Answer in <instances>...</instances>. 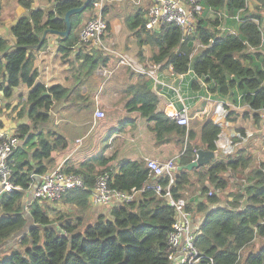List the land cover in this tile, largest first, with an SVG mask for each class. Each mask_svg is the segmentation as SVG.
Masks as SVG:
<instances>
[{
  "label": "trees",
  "instance_id": "trees-1",
  "mask_svg": "<svg viewBox=\"0 0 264 264\" xmlns=\"http://www.w3.org/2000/svg\"><path fill=\"white\" fill-rule=\"evenodd\" d=\"M258 1L264 7V0ZM21 2L30 7V0ZM83 2L57 0L48 12L31 10L11 28L16 38L13 48L9 49L7 39L0 36V111L4 99H10L14 89L25 84L30 88L27 111L33 124L23 123L16 129L20 138L26 141L13 156L12 181L19 188L5 193L0 202V264H173L168 236L175 223L176 212L153 189L145 190L133 202L118 203L106 212H100L93 222L87 223L82 216L62 215L52 219L40 200L27 202V193L36 184V177L47 173L48 166L44 161L53 162V150L68 146L64 136L38 131L39 124L49 119L47 113L54 102L67 97L69 90L60 84L46 86L37 82L38 73L30 50L45 46L47 38L41 47H37L45 29L64 30L65 13ZM247 2L202 0L203 7L216 15L213 25L220 26L224 21L225 28L222 32L217 27L211 29L208 21L201 17L194 33L185 40L180 27L174 24L155 32L146 29L142 12L128 17L127 23L132 30L138 31V35L145 33L143 43L154 46V63L172 66L174 74L183 75L193 93L230 97L234 102L240 98L249 107L247 114L252 113L253 120L258 123L260 112L264 110V16L249 13ZM87 9L92 10V4ZM87 9L71 17L72 32L59 46L65 57L78 43L76 30ZM104 9L105 14L106 7ZM230 27L235 30H230ZM198 44L202 49L195 54ZM102 52L95 50L93 54H83L80 49L75 60L83 58L84 64H89V73H93L103 62ZM144 84L145 90L141 89L138 97L140 109L149 121L155 123L158 136L166 131L176 132L184 138L180 165L195 160L199 148L215 152L219 149L223 132L220 124L205 120L197 135L193 128L181 126L173 117L156 112L159 99L149 89L152 80L148 79ZM138 87L142 88L141 85L130 88ZM180 91L185 94L183 88ZM172 93L175 96L176 92ZM134 104V101L130 103ZM179 107L182 109L181 105ZM33 147L36 150L29 159L28 150ZM247 165L244 157L229 156L219 157L192 170L177 171L172 187L174 195L184 198L188 187H194V194L199 191L201 200L195 206L190 201L187 208L205 216L195 239L202 255L196 264H264V245L256 252H249L243 260L241 257V251L258 236L264 238V224L260 223L264 219V162L259 169L251 171L250 184L245 188L246 203L242 202V206L238 203L244 196L238 197L239 200L233 204L222 206L216 193L209 194L211 186L216 189L228 186L224 177L227 171ZM119 168L115 172L108 167L98 174L92 170L66 168V172L81 175L87 188L68 190L62 201L87 212L91 209V188L97 176L105 172L112 176L110 186L121 191L147 187L149 181H155L149 177V169L143 159L123 160ZM193 177L196 180L193 181ZM166 179L160 178L156 183L166 184ZM27 213L31 217L30 223ZM15 236L16 244L8 247ZM6 252H10L9 256L2 258Z\"/></svg>",
  "mask_w": 264,
  "mask_h": 264
},
{
  "label": "crops",
  "instance_id": "crops-1",
  "mask_svg": "<svg viewBox=\"0 0 264 264\" xmlns=\"http://www.w3.org/2000/svg\"><path fill=\"white\" fill-rule=\"evenodd\" d=\"M56 1L30 0V7H27L21 0H0V36L7 39L8 48H13L16 42L11 28L21 17L29 15L34 9L50 11L54 8ZM150 4L151 0H106V12L104 14L103 11V15L109 29L103 40L107 47L105 51L92 44L77 45L71 54L65 57V52L59 48L61 42L57 41V35L51 33L47 35L44 47L30 50L34 68L38 73L37 82L46 86L60 84L69 90L67 97L54 102L52 109L47 113L49 119L39 124V133L45 132L48 135L51 131L56 135L64 136L68 141L66 148L53 150V162L44 161V164L48 166L47 173L52 172L51 169L53 171L58 168L65 170L72 167L76 170H92L95 174L108 167L117 172L120 169L119 163L126 159L146 160L148 157L167 161L180 155L181 160L184 138L176 132L166 131L162 136H158L154 129L155 123L149 121L140 109L139 93L141 89L145 90L144 82L148 79L152 80L149 89L156 93L159 99L156 112H163L170 117L172 113L180 109L179 105H181V108L187 109L190 117V125L187 128H193L197 135L200 134L202 123L205 120H213L221 125L223 132L219 141V149L216 151L217 158L242 156L247 160H253L252 165H256L253 153H257V160L264 159V146H262L264 110L260 112V121L255 123L252 113L247 114L250 112L249 107L243 104L240 98L234 102L230 97H216L211 93L209 95L200 92L193 93L187 80H183V75H175L169 67L154 63L152 60L155 53L154 46L143 43L145 33L141 32V36L138 35V31L132 30L127 23L128 17L138 12H142L145 18ZM114 5L124 7L123 15L119 20L106 17ZM134 6L136 8H133ZM131 11L134 14L131 15ZM90 12L93 15L95 13L93 9ZM85 18L83 17V21L76 30L77 36L88 21H85ZM230 30L235 29L230 27ZM80 49L83 54H93L95 50L103 51L104 59L97 67L98 70L95 69L96 73L95 71L88 73L89 64L85 65L83 58L79 61L75 60ZM123 59L129 63H122ZM103 68L113 70V73L110 76L103 75L104 78L100 76V70ZM141 70L152 72L159 83L156 84L152 75L141 73ZM133 85H141L142 88H130ZM181 88L185 94L173 96L172 92L181 90ZM29 90L28 86L21 84L14 89V94L10 99H4L2 106L9 102L13 104L9 110L7 106L2 107L0 133L8 130L14 131L20 124L25 123L19 119L12 121L5 112H14L13 115L17 117L24 105L17 107L16 105L27 102ZM133 101L135 104L130 105ZM97 108L105 112V117L95 116ZM26 113L28 117V111ZM27 117H25L26 120ZM242 132L246 134L242 135ZM25 141V138L21 139L22 146ZM232 141L235 144L231 143ZM226 142L227 145L222 147ZM255 147L257 148L254 149ZM35 150L36 147L28 150L29 159H32ZM228 173L226 172V176L232 180V185H235V180ZM194 179L196 180L195 177ZM195 185L196 182L193 186ZM188 191L185 197L193 201V206H195L197 201L201 200L200 192L197 191L198 193L188 196ZM219 204L226 206L223 201ZM90 207L91 210L88 213L92 218L108 210L107 207L92 205ZM192 216L193 222L199 227L205 216L198 215L194 211Z\"/></svg>",
  "mask_w": 264,
  "mask_h": 264
},
{
  "label": "built area",
  "instance_id": "built-area-1",
  "mask_svg": "<svg viewBox=\"0 0 264 264\" xmlns=\"http://www.w3.org/2000/svg\"><path fill=\"white\" fill-rule=\"evenodd\" d=\"M106 0H93L92 9L95 16L90 18L78 34L77 45L92 44L100 50H107L103 38L107 33L108 23L104 18L103 11ZM202 0H151L145 15V27L150 31H160L168 24H174L183 32V40L193 34L197 28L198 21L203 14ZM201 45V44H200ZM202 46V45H201ZM122 63H129L125 59ZM156 68V66H154ZM174 74L173 67H169ZM152 75L156 84L159 83L156 76L149 71H140ZM100 73L110 76L113 70L103 68ZM105 112L99 108L95 111V116L105 117ZM175 121L188 127L190 117L186 108L178 109L171 114ZM235 144L233 141L231 142ZM21 145V138L15 131H3L0 133V202L3 195L18 189L12 181L13 156ZM227 145V142L224 146ZM146 166L149 169V177L155 179L149 181V185L140 189L133 188L131 191H121L110 186L111 174L105 172L96 178L94 187L91 188L90 204L94 207H107L110 209L118 203L133 202L138 199L145 190L153 189L156 194L166 200L174 207L176 220L169 233V245L173 254V264H196L202 257L195 245L197 225L193 222L192 212L188 210V203L183 197H176L173 193V185L176 180V173L180 166V155L167 161L157 158H146ZM160 178H167L166 184L156 183ZM76 187H85L84 178L72 172H66L58 168L50 173L41 175L36 182L34 199L40 202H57L62 199L64 193ZM213 191L210 190L209 194ZM264 224V219L261 220Z\"/></svg>",
  "mask_w": 264,
  "mask_h": 264
},
{
  "label": "rangeland",
  "instance_id": "rangeland-1",
  "mask_svg": "<svg viewBox=\"0 0 264 264\" xmlns=\"http://www.w3.org/2000/svg\"><path fill=\"white\" fill-rule=\"evenodd\" d=\"M247 1H248L247 4H248V12L249 13H260V14H262L264 16V7L260 5V2L258 0H247ZM133 8H136V7L134 6ZM47 11H48V9H47ZM123 11H124V7H120L118 5H114L110 9L109 13L106 14V17H108L109 19L111 17H114L115 19L119 20L120 17L123 15ZM89 12H90V9H87L85 11L84 15H83L84 18L86 17L85 21H87L90 18L95 16V13L93 15L92 12H90V13ZM132 14H134L133 11H131V15ZM201 17H203L204 19H206V21H208L209 27L211 29H214V28L217 27V30H220V32H222L224 30V28H225L224 21H222L220 26L219 25L218 26H214L213 25V20L215 19L216 15L213 14L212 10H208V9L204 8L203 15ZM221 20H223V18ZM103 40H104V38H103ZM201 47L202 46L200 44L197 45L195 54L200 52V50L202 49ZM101 67H103V66H101ZM97 70H98V68H97ZM87 71H89V69H87ZM95 73H96V71H95ZM100 76H103V75L100 74ZM176 94L180 95V94H183V92L180 91V89H179L178 91H176ZM206 95H209V94H206ZM5 104H6V101H5ZM12 104L13 103L9 102L5 106H3V108H6V106H7L8 110H9L12 107ZM21 104H23L24 107H23V109H21L19 111V113L17 114V117L13 115L14 112H10V113H6L5 112V114L8 116L9 119L11 118L12 121H16V120L19 119V121L25 122V124H32L31 121L29 120V118L27 117V113H26L27 108H28L27 102L19 103L18 105H16V107L20 106ZM2 111H3V109L0 111V113H2ZM25 117H27V120L25 119ZM118 130H119V127H118ZM14 131L16 132V129ZM245 134L246 133H244L242 135H245ZM242 135L240 134V137H242ZM262 144H263L262 146H264V140H263ZM256 148L257 147H255L254 149H256ZM250 154L252 155V151L250 152ZM253 154H254V156L256 158V165H252L251 164L253 162V160L251 161V159H249L250 160V162H249V160L244 158L247 161V163H248L247 167L240 166L237 170H229V171H227V172H229L228 174L235 180V185H232V183H231L232 180H230V178L228 176H226V173H225L224 177L228 181V186L226 188H224V189H216L214 186H211L210 190L213 191V193H216L217 196L221 199V201L225 202L226 205H227V203L228 204H233V202L236 199H238V197H240V196H244V198H240V201H239L238 205L242 206L241 205L242 202L246 203L247 194H245V188H246V186L248 184H250V179H249L250 173H251L252 170L254 171V170L259 169L260 166H261V163L264 161V159H262V158L260 160L259 159L257 160V158H258L256 156L257 153H253ZM245 169H247V170L245 171ZM51 171H53V170L51 169ZM193 179H194V177H193ZM194 193H195L194 189L191 187L187 194H189L188 196H190V195H193ZM184 199L188 203L190 202L187 199V196ZM41 203L44 205L45 208H47L48 213L50 214L52 219L58 218V217H60L62 215H64V216L65 215L66 216H72V218H77L79 216H82L84 218L83 221L85 223L93 222L94 219H95V217L92 218L91 214L88 213V211L91 210V209H89L87 212H82L77 207L69 205V204L63 202L62 199L60 201L53 202V203H49V202H41ZM25 204H26V201H25ZM25 209H27V205L25 206ZM15 244H16V236L13 237L11 239V241L8 243V247H11L12 245H15ZM263 245H264V238L258 236L253 243H251L249 246H246L241 251L242 260L244 259V257H246V255L249 252H251V251L256 252ZM2 251H3V249H2ZM9 254H10V252H6L5 255L2 258L9 256Z\"/></svg>",
  "mask_w": 264,
  "mask_h": 264
},
{
  "label": "water",
  "instance_id": "water-1",
  "mask_svg": "<svg viewBox=\"0 0 264 264\" xmlns=\"http://www.w3.org/2000/svg\"><path fill=\"white\" fill-rule=\"evenodd\" d=\"M93 0H85L81 6L69 9L64 16V21L66 24V28L64 30H56V29H50L47 28L44 30L41 41L37 45V47H41L43 41L47 37L49 33L57 35V41L61 42L62 40H65L70 33L72 32V24H71V17L75 14L82 13L85 9H87L90 4L92 3ZM217 159L216 152L205 149V148H199L196 153V158L192 162L186 165H180L179 170L187 169V170H192L194 168L200 167L204 164H208L210 161H214ZM38 181V176L36 177V182ZM36 188V184L33 185L30 190L27 193L28 200L27 202L29 203L34 199V190ZM27 217L29 220V223L31 221L30 214L27 213Z\"/></svg>",
  "mask_w": 264,
  "mask_h": 264
}]
</instances>
